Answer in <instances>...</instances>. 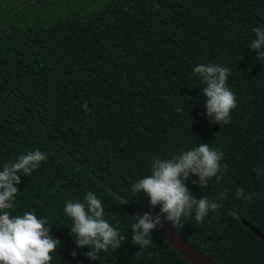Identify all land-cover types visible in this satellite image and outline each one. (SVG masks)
Wrapping results in <instances>:
<instances>
[{
  "label": "trees",
  "instance_id": "trees-1",
  "mask_svg": "<svg viewBox=\"0 0 264 264\" xmlns=\"http://www.w3.org/2000/svg\"><path fill=\"white\" fill-rule=\"evenodd\" d=\"M258 26L264 0H0V171L29 151L48 154L21 175L11 215L47 218L61 241L51 264H192L157 230L150 247L133 244V218L160 206L131 189L153 157L201 143L223 152L226 171L220 183L202 189L190 176L186 186L196 199L227 198L201 224L194 213L177 227L161 219L216 264H264V239L247 225L264 235V61L250 49ZM209 63L230 69L238 107L229 124L207 115L193 69ZM241 188L254 198L238 199ZM89 191L126 237L99 260L76 245L64 213Z\"/></svg>",
  "mask_w": 264,
  "mask_h": 264
},
{
  "label": "clouds",
  "instance_id": "clouds-1",
  "mask_svg": "<svg viewBox=\"0 0 264 264\" xmlns=\"http://www.w3.org/2000/svg\"><path fill=\"white\" fill-rule=\"evenodd\" d=\"M253 32L256 38L251 42L250 49L259 53V61H264V27H255ZM193 72L206 85L202 91L207 97V115L214 123H231V113L238 105L237 97L227 86L230 69L209 63L196 66ZM83 108L88 110L87 103ZM223 156L222 151L201 143L169 159L153 157L150 175L134 183L131 190L146 194L152 208L160 206V214H137L133 218V244L141 249L150 247L151 233L162 227L165 220L177 227L182 226V221L191 218L193 213L197 224L203 223L210 212L218 214L220 200L227 197L221 193L216 199L205 196L196 199L186 186V181L190 176H196L202 189L212 178L220 183L226 171V166L221 165ZM47 159L46 152L38 149L29 151L4 164L0 171V264H51L52 254L61 247V241L51 234L52 228L46 226V217L38 218L35 212L11 215L15 198L20 193L17 185L21 183V175L30 176ZM236 197L247 202L254 195H245L241 188L237 189ZM64 213L72 220L70 232L75 237L76 245L89 249L87 256L91 260H99L101 252L120 249L122 242L126 241L119 228L110 225L104 218L102 201L91 191L83 202L68 200ZM72 255L75 257L77 253L73 252Z\"/></svg>",
  "mask_w": 264,
  "mask_h": 264
},
{
  "label": "water",
  "instance_id": "water-1",
  "mask_svg": "<svg viewBox=\"0 0 264 264\" xmlns=\"http://www.w3.org/2000/svg\"><path fill=\"white\" fill-rule=\"evenodd\" d=\"M247 225L254 231L257 236L264 239V235L256 227L248 223ZM157 231L168 242V244H170L180 255H182V257H184L192 264H216L202 251H200L188 240L178 234L166 222H164L163 226L158 228Z\"/></svg>",
  "mask_w": 264,
  "mask_h": 264
}]
</instances>
